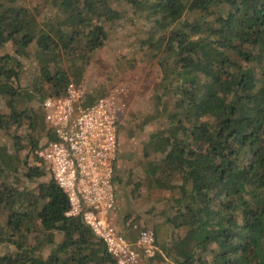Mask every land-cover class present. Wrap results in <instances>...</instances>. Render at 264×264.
<instances>
[{"label":"trees","instance_id":"1","mask_svg":"<svg viewBox=\"0 0 264 264\" xmlns=\"http://www.w3.org/2000/svg\"><path fill=\"white\" fill-rule=\"evenodd\" d=\"M44 1L56 10L41 19L39 6L0 0V47L36 44L40 55V75L22 89L23 61L0 54V132L16 141H0V264H116L83 217L67 215L68 196L38 150L58 138L44 100L80 85L130 9L152 23L162 71L142 149L148 188L168 194L150 227L163 252L150 260L264 264V0Z\"/></svg>","mask_w":264,"mask_h":264},{"label":"built area","instance_id":"2","mask_svg":"<svg viewBox=\"0 0 264 264\" xmlns=\"http://www.w3.org/2000/svg\"><path fill=\"white\" fill-rule=\"evenodd\" d=\"M129 91V84L120 82L95 103L86 104L87 89L72 81L63 96L47 97L42 108L58 138L43 140L38 153L68 196L67 215L82 216L116 264H143L161 251L155 231L145 227L131 238L111 217L119 130Z\"/></svg>","mask_w":264,"mask_h":264},{"label":"rangeland","instance_id":"3","mask_svg":"<svg viewBox=\"0 0 264 264\" xmlns=\"http://www.w3.org/2000/svg\"><path fill=\"white\" fill-rule=\"evenodd\" d=\"M21 1L32 8L39 6L42 9L39 16L41 19L47 18L56 10L52 2ZM139 14L130 9L126 14H122L115 24L109 26V38L103 48L87 63L83 81L80 83L88 93L94 94L100 88L108 92L120 82H126L130 86L127 97L129 114H126L119 132V163L115 173L116 205L111 215L120 229L127 230V222H130L132 231H128L135 236L140 229L151 227L153 223L162 220L161 210L165 209L164 204L168 197L164 191L150 190L145 179L143 142L157 124L154 115H157L156 96L162 71L158 61L152 57V49L149 47L153 25ZM6 52L17 55L24 63L22 78L16 83L24 89L34 81L35 76L40 75L37 46L32 44L24 53H20L11 43H7L0 47V54ZM40 111L41 109L37 108L35 112ZM28 130L29 124L25 121L18 132L25 134ZM0 141H7L11 146L16 143L3 132H0ZM49 178L47 173L45 179ZM61 237L60 233H56L57 239ZM50 250L51 247L46 246L43 255H47ZM161 251L163 252V248ZM153 263H157V260L146 259L143 262Z\"/></svg>","mask_w":264,"mask_h":264},{"label":"crops","instance_id":"4","mask_svg":"<svg viewBox=\"0 0 264 264\" xmlns=\"http://www.w3.org/2000/svg\"><path fill=\"white\" fill-rule=\"evenodd\" d=\"M129 106V105H128ZM129 109V108H128ZM128 112H129V110H128ZM129 114V113H128ZM120 130H121V127H120ZM120 130H119V132H120ZM119 143H120V135H119ZM119 150H120V146H119ZM119 163V161H117V164ZM116 169H117V165H116ZM111 217H112V215H111ZM127 227H128V229H131L130 231H132V228H131V223L130 222H127ZM128 229L127 230H123L129 237H131V238H135L136 236L135 235H131V233L128 231Z\"/></svg>","mask_w":264,"mask_h":264}]
</instances>
